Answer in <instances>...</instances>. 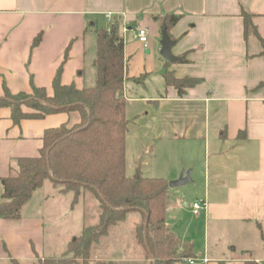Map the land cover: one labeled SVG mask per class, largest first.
Returning a JSON list of instances; mask_svg holds the SVG:
<instances>
[{"label":"crops","instance_id":"0c3cea01","mask_svg":"<svg viewBox=\"0 0 264 264\" xmlns=\"http://www.w3.org/2000/svg\"><path fill=\"white\" fill-rule=\"evenodd\" d=\"M244 11L264 41V0H0V98L6 90L32 95L33 88L51 96L59 72L63 85L93 86L97 31L109 26L107 15L120 19L129 120L126 175L141 171L170 183L190 172L186 186L204 190L203 200L193 202L202 208L195 214L192 207L190 225L168 220L169 212L189 205L182 189L169 187L166 221L193 244L196 264L263 263L264 57L261 41L245 38ZM167 15L180 17L168 32L175 63L160 54ZM139 27L148 29L147 47L137 37ZM167 72L199 82L180 94L167 83ZM71 120L59 112L17 124L9 107L0 108V180L14 173L19 159L40 155L46 131ZM62 190L46 181L19 220L0 218V264H35L67 253L72 239L65 229L59 235L58 225L76 214L79 201ZM67 196L72 200L62 216L59 203ZM84 219L77 220L81 234ZM135 221L141 223L139 213ZM110 232L100 240L111 238ZM143 249L138 264H151ZM91 261L116 264L93 256L92 249Z\"/></svg>","mask_w":264,"mask_h":264},{"label":"trees","instance_id":"16d2710c","mask_svg":"<svg viewBox=\"0 0 264 264\" xmlns=\"http://www.w3.org/2000/svg\"><path fill=\"white\" fill-rule=\"evenodd\" d=\"M242 15L245 38L256 36L262 43L261 56L264 57V41L253 24L252 15L245 11ZM179 20V16L167 15L163 28L169 32ZM123 29L122 21L114 18L106 29L97 31L93 86L77 89L74 85H63L59 72L51 96L45 89L33 88L32 95H11L6 90L0 98V108L9 107L17 124L59 112L76 114L79 118L71 128L67 123L46 131L40 155L19 159L14 173L0 180L3 187L0 218L19 220L23 206L46 181L64 186L63 192H72L74 203L89 190L100 204L98 222L85 227L82 234L69 243L64 256L38 259L35 264H112L92 262L91 249L112 226L125 221L129 213H139L142 217L136 235L151 264H172L195 258L193 244L177 237L167 226L169 182L145 177L141 171L133 177L126 175L129 120L123 93L126 74ZM180 62L185 59L182 57ZM165 79L180 94L199 82L177 79L168 72Z\"/></svg>","mask_w":264,"mask_h":264},{"label":"rangeland","instance_id":"374dc122","mask_svg":"<svg viewBox=\"0 0 264 264\" xmlns=\"http://www.w3.org/2000/svg\"><path fill=\"white\" fill-rule=\"evenodd\" d=\"M72 120L68 125V128H71L79 119L78 115L73 114ZM64 189V186H56ZM189 186H183L178 188L182 189L185 201L189 202L187 207H182L177 212H169L167 219L171 220L172 218H178V220H183L185 225H190L194 223V217L192 215V207L194 201L203 200L204 190L196 187L194 190H190ZM63 191V190H62ZM3 192H0V201L2 200ZM73 195V193H72ZM72 196H67L66 198L60 199L59 213L62 216L65 214V207L71 204ZM183 198V197H182ZM171 199V198H170ZM84 214V228L93 226L98 222L100 214V204L97 197L89 190H86L82 197L79 199V204L76 207V214L68 216L66 220H63L59 223L60 227L59 235H62V231L65 229L67 232L66 237H70L72 240L81 235V231L78 226V217ZM138 213H129L126 220L118 225L113 226L110 229L111 238L100 240L99 244H94L92 246V255L95 256H107L115 260L116 264H138L141 262L140 256H143L144 249L142 246H137L135 244L136 235L135 228L137 226L136 217ZM62 238V237H61ZM106 254V255H104ZM71 255V254H70ZM60 257V253H57V257Z\"/></svg>","mask_w":264,"mask_h":264},{"label":"water","instance_id":"95a60500","mask_svg":"<svg viewBox=\"0 0 264 264\" xmlns=\"http://www.w3.org/2000/svg\"><path fill=\"white\" fill-rule=\"evenodd\" d=\"M161 56L168 61L169 63H175L179 60L178 57H176L172 49L175 45V41H173L168 33V30L164 28L162 30V39H161ZM50 152V149L48 150V153ZM191 180L190 172L182 173L178 180L172 181L169 183V187L171 189L179 188L186 186Z\"/></svg>","mask_w":264,"mask_h":264},{"label":"built area","instance_id":"2783aa9c","mask_svg":"<svg viewBox=\"0 0 264 264\" xmlns=\"http://www.w3.org/2000/svg\"><path fill=\"white\" fill-rule=\"evenodd\" d=\"M106 19L108 22L111 23L113 21L114 17L112 15H107ZM137 37H138L139 41L141 43H144L145 47H147L146 43L148 41V29L146 27H139L137 29ZM193 208H194L195 214H197L198 211L202 208V206H201V204L196 203L193 205ZM188 262H189V264H196V261L193 259L188 260ZM207 262H208V260H206V259L203 261V263H207Z\"/></svg>","mask_w":264,"mask_h":264}]
</instances>
